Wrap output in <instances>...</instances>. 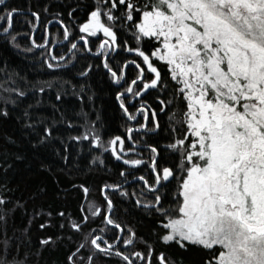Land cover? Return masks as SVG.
<instances>
[{
	"label": "snow or ice",
	"instance_id": "snow-or-ice-1",
	"mask_svg": "<svg viewBox=\"0 0 264 264\" xmlns=\"http://www.w3.org/2000/svg\"><path fill=\"white\" fill-rule=\"evenodd\" d=\"M5 3L0 0V21L6 23H0V34L5 46L19 51L13 22L20 10ZM93 4L78 23L80 35L65 55L48 47L53 43L50 34L43 44L33 35L31 47L24 49H45L38 63L52 70L48 73L52 79L29 80L15 70L9 72L7 61L0 69V121L18 111L20 131L19 136L5 134L0 143V264H40L44 252L53 249H63V264H96L101 254L119 257L122 264H153L154 257L157 264H185L183 256L157 254V245L172 244L182 252L198 249L202 253L198 264H264V0H93ZM77 10L67 13L73 24L80 19L75 17ZM31 15L39 22V12ZM55 19L63 39L70 40L74 33L62 14ZM31 26L35 29L37 23ZM90 36L99 40L94 50ZM77 41L84 47L79 48ZM77 51L99 61L89 62L77 75L87 78L93 71L106 75L120 89H113L114 98L125 119L124 134L105 139L97 128L99 111L93 120L81 109L83 131L68 140L81 145L85 159L91 157L83 167L72 162L69 144L57 135L60 120L55 116L69 86L82 105L91 103L95 110L96 93L84 96L89 86L53 75L64 71L72 63L67 55L76 59ZM129 67L134 69L131 79ZM53 88L56 104L49 99L53 113L49 116L37 109ZM150 90L155 92V107L142 99ZM129 96L142 102L130 105ZM29 99L33 102L26 103ZM162 113H168V126L159 119ZM60 118L74 126L63 112ZM161 129L167 135L162 136ZM141 133L152 136L138 139ZM57 139L63 151L55 148L53 154L62 165L44 155ZM161 140L166 143L161 145ZM138 149H146L148 156ZM108 155L127 167H119L116 181L94 182L93 169L109 170ZM142 165L149 175L134 178L142 187L129 191L127 178ZM12 180L33 181L27 199H13L18 185L10 188ZM94 187L98 198L92 195ZM117 193L143 211L146 233L118 218ZM18 209L24 210L29 225L37 217L43 221L39 248L29 227L19 236L15 230L8 235L9 218ZM121 244L125 248L142 244L143 251L128 252Z\"/></svg>",
	"mask_w": 264,
	"mask_h": 264
},
{
	"label": "trees",
	"instance_id": "trees-1",
	"mask_svg": "<svg viewBox=\"0 0 264 264\" xmlns=\"http://www.w3.org/2000/svg\"><path fill=\"white\" fill-rule=\"evenodd\" d=\"M89 5H93V0H6L5 6L15 7L20 10V12L14 17L13 22V34H19L18 43L21 45V50H16L10 44L5 46L4 39L2 34H0V56L3 59H0V69L5 67V61H7L8 71L11 72L15 70L19 72L21 76L27 75L29 80H50L52 76L48 73L52 70H47L46 68H41L38 61L40 59L41 52H44L45 49H33L32 52H25V48L31 47V35L35 29L32 28V23H36L35 18L31 15V12H39L40 20L38 22V28L34 34L35 39L38 44H43L44 37L46 36V30L48 29V35L50 34V40L53 43H50L48 47L50 48L52 45L61 43L63 39V29L62 26L57 22H52L48 25L49 21L56 20L55 19L57 13L62 14V18L65 19V22L68 23L69 28L73 31L74 35L70 40L65 43L56 46L53 50L56 55H65L67 53V48L70 46L72 40H76V38L80 35L78 23L83 22V19L86 18L87 11H90L91 8ZM47 8V11L44 9ZM72 9H78L75 12V17L80 18L76 24L69 22L68 19V11ZM31 21V23H29ZM0 23H5L0 21ZM6 26V23H5ZM101 39L103 37L102 33L97 34ZM123 39H127L128 36L125 33H121ZM90 39V47L95 49V46L99 43L97 37H89ZM147 43H145V47H147ZM79 48H83L84 45L79 41ZM132 46H135V41H132ZM126 55H128L126 53ZM76 59H73L71 54L68 55L67 59L71 60L72 63L67 66L64 71L57 70L53 73L55 76H63L64 79L71 80L73 84H85L89 86L90 91L85 92L84 96L87 98L88 95H91L94 91L96 96L95 100V110H93V105L88 103L85 107L79 101V97L72 93L71 86L67 89V95L63 96L62 99L64 101L63 105H57L58 111H56L55 116L60 123L57 124V135L62 137L64 141L69 144V151L71 152L72 162L77 166H86L87 162L91 160V157L88 156L85 159V153L81 151V145L79 143L68 140L69 136H75L83 131V118L81 117V109L84 111L90 112L91 119L95 120L97 118V111H99L100 115V123L97 124V128L100 129L107 139L109 136L124 134V124L125 119L122 113L119 110V105L115 101L114 91L120 90L116 88L114 84L109 80L106 75L101 74L100 72L93 71L90 76L87 78H81L77 75L79 71H82L84 67H87L89 62L99 63V61H93L92 56L88 53H82L77 51ZM2 75V73H0ZM56 88H53L48 96L44 97L45 103L44 105L37 109V111H43L46 115L51 116L52 108L48 103L49 99H51L52 104H56L55 100V92ZM33 102L31 99L27 100L26 103ZM63 112L65 114V118L71 120L73 122V127H69L63 120L60 118V113ZM19 115L17 111L7 120L0 121V143H3V137L5 134L12 136H19V123L16 120V116ZM162 124L168 126V113H162L159 117ZM160 134L167 135L163 129L160 130ZM152 136V133H148L146 136L144 133L140 134L139 138L147 140L148 137ZM149 142H151L149 140ZM166 141L161 140V145L165 144ZM61 148L63 151V145L60 139H57L53 142L52 147H50L44 155L47 157L48 161L54 164L62 165V161L55 156L54 149ZM146 158V157H145ZM168 160L174 159L173 156L167 155ZM107 168L108 171H104L101 169H93L91 172V176L93 177L94 182L103 183L105 180L116 181L118 179V171L119 167H124L123 164L119 163L115 160V158L108 155L106 157ZM163 163V161H162ZM139 171H134L133 175L129 176L127 180L132 179V177H138L139 175H145L146 177L149 175V171L145 166H137ZM11 175V174H10ZM83 173H81V176ZM123 183V180L120 181ZM0 183H3V180L0 179ZM33 183V181H18L12 180L8 185L10 188H18L13 193V199L24 197L27 199L29 195V186ZM175 183V181H173ZM142 187V183L136 181L135 183H127V188L129 191L132 189ZM93 197L99 196L96 192L95 187L93 188ZM150 198V197H149ZM116 204H117V215L118 218L126 225L134 227L138 230L139 233H146L148 231L147 221L144 217V213L142 210L134 209L132 207L134 201H128L126 197H120L119 193L116 194ZM28 214H31V201L28 202ZM10 206V205H9ZM127 210V211H126ZM38 217L36 218V222L33 225L28 224V216L24 214L23 209H18L15 211L14 215L9 218L8 221V235H13V231L15 230V234L17 236L20 235V230L29 227L31 229V239L32 242L36 245V248H39V239L44 234L41 230H39V223H42ZM122 250H126L128 252L134 250H142L143 245H137L136 248H125L121 244ZM157 254L160 251H164L169 257H179L183 256L185 260V264H198L199 257L202 253L198 249H191L189 252H182L175 244L168 246L167 248L162 245H157ZM64 260V252L63 249H53L51 251H45L44 256L40 259V264H63ZM96 264H122L119 257H106L102 254L97 258ZM136 264H140L139 261ZM153 264H157L155 257L153 258Z\"/></svg>",
	"mask_w": 264,
	"mask_h": 264
},
{
	"label": "flooded vegetation",
	"instance_id": "flooded-vegetation-1",
	"mask_svg": "<svg viewBox=\"0 0 264 264\" xmlns=\"http://www.w3.org/2000/svg\"><path fill=\"white\" fill-rule=\"evenodd\" d=\"M101 39H103V37ZM62 42L65 43L66 41L63 40ZM62 42L59 43L58 45L63 44ZM77 42H79V41H77ZM58 45H56V46H58ZM67 57H68V55H67ZM125 57L126 58H132L129 54L126 55V53H125ZM133 75H134V69L132 67H129V69H128V78L131 79L133 77ZM124 86H126V85H124ZM154 96H155V92H153V91L150 90L147 93L143 94L142 99L143 100H147L150 104H152L155 107ZM128 102H129L130 105L139 106V104L142 102V100H141V98H135V99H133L131 96H129L128 97ZM132 110L134 111V108ZM138 119L139 120H142L143 117L140 116V117H138ZM138 152H142L143 155H144V157H147L148 156V153H147V150L146 149H138ZM119 163L123 164L122 162H119ZM124 167H127V166L124 165ZM132 175H133V172H132ZM134 178H136V176L135 177H132V179H129L128 180V183H132L133 180H134ZM136 181H138V180H136Z\"/></svg>",
	"mask_w": 264,
	"mask_h": 264
},
{
	"label": "water",
	"instance_id": "water-1",
	"mask_svg": "<svg viewBox=\"0 0 264 264\" xmlns=\"http://www.w3.org/2000/svg\"><path fill=\"white\" fill-rule=\"evenodd\" d=\"M52 22H56L55 20H52L51 21V23ZM37 23V27L35 28V30L33 31V33H32V35H31V38L33 37V35L35 34V32H36V30H37V28H38V22H36ZM50 24V23H49ZM31 41V40H30ZM63 43V42H62ZM59 44V43H58ZM58 44H54V45H52L50 48H52V49H54V47H56V45H58ZM40 49H42V48H40ZM91 55V54H90ZM92 56V55H91ZM119 162H122V161H119ZM123 163V162H122Z\"/></svg>",
	"mask_w": 264,
	"mask_h": 264
},
{
	"label": "rangeland",
	"instance_id": "rangeland-1",
	"mask_svg": "<svg viewBox=\"0 0 264 264\" xmlns=\"http://www.w3.org/2000/svg\"><path fill=\"white\" fill-rule=\"evenodd\" d=\"M56 21V20H55ZM58 21H56V23H57ZM51 24V23H50ZM48 25H49V23H48ZM31 39V38H30ZM82 44H83V42L82 41H80ZM67 58V57H66ZM148 153V152H147Z\"/></svg>",
	"mask_w": 264,
	"mask_h": 264
},
{
	"label": "bare ground",
	"instance_id": "bare-ground-1",
	"mask_svg": "<svg viewBox=\"0 0 264 264\" xmlns=\"http://www.w3.org/2000/svg\"><path fill=\"white\" fill-rule=\"evenodd\" d=\"M46 35H48V29L46 30ZM58 44V43H57Z\"/></svg>",
	"mask_w": 264,
	"mask_h": 264
}]
</instances>
